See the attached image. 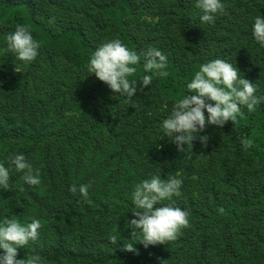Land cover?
I'll return each mask as SVG.
<instances>
[{
  "label": "trees",
  "instance_id": "trees-1",
  "mask_svg": "<svg viewBox=\"0 0 264 264\" xmlns=\"http://www.w3.org/2000/svg\"><path fill=\"white\" fill-rule=\"evenodd\" d=\"M223 2L224 11L206 24L196 0H0V163L8 166L10 155L23 153L41 178L30 187L13 172L10 190H0V221L42 225L17 259L264 264V104L242 109L236 124L206 126L207 145L194 141L189 153L160 134L171 106L209 60L235 63L264 95V48L252 36L264 4ZM19 25L41 42L28 65L4 40ZM113 39L140 55L161 50L169 76L154 77L147 88L138 81L131 102L117 96L87 71L95 49ZM142 64L130 79H142ZM150 174L183 180L173 203L189 213V223L167 245L137 240L129 252L131 193ZM73 184H90L88 197L70 192Z\"/></svg>",
  "mask_w": 264,
  "mask_h": 264
},
{
  "label": "clouds",
  "instance_id": "clouds-1",
  "mask_svg": "<svg viewBox=\"0 0 264 264\" xmlns=\"http://www.w3.org/2000/svg\"><path fill=\"white\" fill-rule=\"evenodd\" d=\"M261 3L264 4V0ZM196 7L201 13L200 22L213 24L216 16L224 11L225 4L223 0H196ZM252 36L255 43L264 48V15L254 18ZM4 40L7 51L23 65L32 63L40 54L41 42L34 38L27 26H17ZM141 60L142 79H130L137 72ZM87 71L129 102L139 91L138 81L147 88L154 77L166 78L170 74L167 56L161 50L150 47L140 55L119 39L106 41L97 47L90 56ZM186 88L188 92L171 106L160 129L162 139L168 138L175 143L179 152L187 150L189 153V148L192 149L197 140L206 146L209 137L201 135L206 126L220 129L228 121L236 124L243 115L242 109L253 112L258 105L264 104V95L257 94V84L246 79L236 64L227 59L216 58L201 64ZM251 146V140L243 142L244 148ZM13 172L22 174L24 183L30 187L41 184L39 173L25 155L14 153L9 156L8 166L0 163V190H10ZM182 184L183 180L176 176L162 179L160 174H150L135 185L131 193L135 211L129 212L133 218L125 223L132 237L124 243L127 251H135L137 240L148 247L167 245V242L178 238L181 229L189 223V213L173 203V198L180 195ZM89 188L90 184H73L69 191L87 198ZM41 227L38 219L21 222L6 217L0 221V264H42L39 255L17 259L19 249L38 239ZM117 241L115 235L111 237L113 244L116 245Z\"/></svg>",
  "mask_w": 264,
  "mask_h": 264
}]
</instances>
